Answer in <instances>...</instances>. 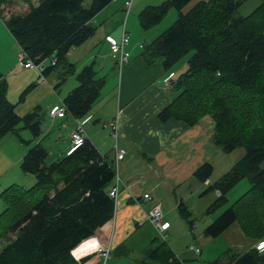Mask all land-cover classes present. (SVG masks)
Segmentation results:
<instances>
[{
  "label": "trees",
  "instance_id": "trees-1",
  "mask_svg": "<svg viewBox=\"0 0 264 264\" xmlns=\"http://www.w3.org/2000/svg\"><path fill=\"white\" fill-rule=\"evenodd\" d=\"M8 1L0 0V13ZM25 1L27 12L6 17L1 13V20L26 58L44 65L41 76L57 68L75 74L77 85L61 99V105L67 116L82 118L99 97L105 78L97 76L92 63L75 73L67 55L95 34L91 21L112 0H89L88 5L86 0H37L36 5ZM260 1L245 16L238 12L245 0H200L185 12L190 0H162L138 13L139 24L146 30L170 9L178 11L168 28L142 45L141 54L148 64L160 58L167 69L193 52L186 70L173 82L177 95L159 110V120L174 118L194 124L210 115L215 122L213 139L224 153L239 145L245 149L244 155L204 190L218 192L207 208L213 212L227 202V192L238 182L246 178L249 183L234 205L205 226L204 235L212 238L235 221L246 236L264 238V0ZM46 59H50L48 65L43 64ZM18 125L35 137L41 135L36 111L19 116L15 104L8 101L7 82L0 72V140L16 134ZM47 154L39 142L25 151L20 168L34 176V184L29 188L12 184L0 194L5 204L0 214V241H8L0 250V264H83L89 256L76 259L73 250L113 219L116 200L109 188L114 164L89 138L55 161L47 163ZM212 171V164L204 162L194 176L203 182ZM176 208L192 225L182 200ZM135 264L185 262L165 239L154 237ZM212 264H264V253L255 247L236 252L228 248Z\"/></svg>",
  "mask_w": 264,
  "mask_h": 264
},
{
  "label": "crops",
  "instance_id": "crops-1",
  "mask_svg": "<svg viewBox=\"0 0 264 264\" xmlns=\"http://www.w3.org/2000/svg\"><path fill=\"white\" fill-rule=\"evenodd\" d=\"M125 1L112 0L106 7L100 10L91 21L96 27L95 34L80 46L71 48L67 55L68 61L76 69L75 73L90 61L96 67L97 76H99L98 68L107 71L115 95V101H113L112 95L109 103V109L111 110L113 108L112 114L103 116V108L98 109L94 105L97 98L90 108L91 112L89 115L80 118L83 123L82 128L85 137L89 138L98 151L105 156V159L112 164L116 162L115 145L125 149L123 159L118 161L120 183L113 219L108 224L99 228L93 235L80 242L72 252L76 259L89 256L83 264H102L101 258L96 253L97 248L100 246L111 244L114 251L120 246H127L128 248L127 242L130 238L131 243L138 242L139 239H146L148 236L143 231L144 225L149 222L148 215L151 210L158 205L161 209L163 219L169 223L168 228L163 232L164 237L167 234L171 238L173 237V233H176V230H185L186 226L182 222L174 220L169 215L172 213L174 201H176L177 205V201L181 199L175 196V191L172 187L173 185L181 184L189 180L192 176L199 181L194 176V172L202 163L208 162L206 159L208 157V151L212 146L216 145L223 152L222 148L213 139L215 122L210 115H205L194 124H189L183 120L174 118L160 121L157 117L159 110L169 105L177 95V92L173 89V82L179 74H176L174 71L175 64L165 69L160 58L148 64L141 54L142 45L147 43L145 42L136 46V42L132 41L136 37V34H143L144 36L145 34L149 35V32H153L151 29L147 33L138 31L140 25L138 13L146 5L156 0H131L129 10H127ZM256 2L257 4L246 12L247 14L261 3L260 0ZM243 3L239 6V14L245 16L247 14L240 11ZM32 4L36 5L37 0L36 2L33 1ZM3 6H1L2 15L4 12ZM123 11H125V14ZM6 16L8 15L4 17ZM122 30L128 36L126 49L130 53V58L122 69L119 70L120 76L118 84L117 87H114V78L116 76L114 67L116 64L111 57L105 37L111 36L115 40H119ZM100 46L101 48H99ZM103 47L105 51H102V54H100ZM76 50H80L79 53H82L81 56H83L79 63H77L78 60L73 55ZM84 57H87L89 61L84 59ZM79 66L80 68H78ZM17 69L22 68L17 67ZM40 77L38 76V80L43 81L44 77ZM73 84L75 82L71 83L67 89L72 87ZM51 87L55 89V85H51ZM56 97L50 108L54 105H61V99L64 97V94L59 92L56 94ZM8 101L10 102L9 99ZM113 114L115 115L112 116ZM47 116L49 121L56 123L60 121L61 124L65 125V128L67 127L66 122L68 123V120H71L64 119L67 115L51 118L47 113ZM72 120L69 123L70 133L66 135L70 139L75 126V118H72ZM114 123L117 125V137L115 138L112 134L114 147L104 152L105 148L101 144L103 142L102 137L104 136L103 129L107 127L112 133V125ZM62 134V131L58 130L56 133H51V136L54 135L59 140ZM68 145H70L69 149L67 147ZM67 146V151H62L65 155L72 149L71 142ZM22 155L21 153L14 160L13 166H19ZM209 179L210 177L201 182L206 184V189L213 183L209 182ZM161 189L166 190L165 193H161ZM145 192L150 194V199H144L142 197ZM158 192L160 195L157 194ZM213 192L216 193V198L218 192ZM206 196L209 195L206 194ZM215 198H212L213 200L210 203ZM191 216L192 213L190 212L189 219H191ZM156 233L159 234L157 231ZM169 233L171 234L169 235ZM220 235L225 236L228 243L226 245L229 248L230 246L238 247L239 251L254 248L259 241L264 240V238L260 239L246 236L236 221L228 226ZM167 236L166 239L168 238ZM149 240L150 238L147 240V243ZM257 250L263 251V247ZM201 252L200 249L198 253L201 255ZM122 261L120 259L112 264H120ZM106 264H108V261Z\"/></svg>",
  "mask_w": 264,
  "mask_h": 264
},
{
  "label": "rangeland",
  "instance_id": "rangeland-1",
  "mask_svg": "<svg viewBox=\"0 0 264 264\" xmlns=\"http://www.w3.org/2000/svg\"><path fill=\"white\" fill-rule=\"evenodd\" d=\"M33 1L36 2V0H30V3H32ZM161 1L162 0H156L149 5H156ZM197 1L199 0H190V2L183 9V12L187 11ZM256 1L257 0H245V2L243 3L244 6L242 5L243 7H240V11L242 13L248 12L257 4ZM88 2L89 0H86L85 4L88 5ZM28 9V2H26L25 0H9L3 6V15L5 16L10 13L23 14L27 12ZM127 10H129L128 7ZM123 12L125 14V11ZM177 16L178 11L176 9H170L167 14L152 27L144 30L139 25L138 31H141V33H147L148 31H150V29L153 32H149V35L145 34L144 36L143 34H136V37L132 39V41L136 42V46H139V44H143L145 42L149 43L152 39H154L166 28H168L175 21ZM99 48H101V46ZM18 51V44L8 32L3 21L0 19V72L3 73L7 82V97L10 102L15 104V110L19 116H23L27 113H33L36 111L41 120L42 127V135L35 137L30 133L29 129L22 127V125H18L16 134H7L0 140V194L4 190V188L12 184H16L25 188H29L34 184V176H32V174L22 172L20 164L19 166L15 167L13 166V163L21 153L24 154L25 151L36 144V142H39L47 149V163L60 158L62 154H64L62 151H65L67 147L68 149L70 148V145L67 146V144L71 142V139L67 138L66 135L70 133L69 123L73 121L72 117L66 116L64 118L65 120L71 119L68 120V123L66 122L67 127L65 128V125L61 124L60 121H58L57 123L54 121H49L47 113L48 109L53 104V100L57 98V93H63L65 96V94L77 84L75 74H66L63 68H57L49 73L46 77H44L43 81L38 80V76H41V70L36 66L25 68L21 64H19L17 58ZM79 51L80 50H76V52L73 54L78 60L77 63H79L83 58V56H81L82 53H79ZM102 51H105L104 47L101 50L100 54H102ZM192 53L193 52L187 53L174 65V71L176 72V74H180L181 72L186 70L187 59L191 56ZM84 59L89 61L87 57H84ZM91 62L92 61H90L89 63ZM49 63L50 59H46L43 64L48 65ZM93 66L96 70L95 65ZM17 67H21L22 69H17ZM78 68H80V66ZM114 70L116 71V76L114 78V87H117L120 71L116 66L114 67ZM98 75L105 76V84L94 105H96L98 109L103 108L102 113L103 116H105L113 113V108L111 110L109 109V103L112 95L113 101H115V95L112 89L113 87L111 85L110 76L108 75L107 71L100 70L98 68ZM74 82L75 84L67 89L71 85V83ZM51 85H55V89L54 87H51ZM23 91H25V93L23 94L22 99H20V95ZM90 112L91 110L86 115H89ZM114 115L115 114H113L112 116ZM58 130H61L63 133L59 140L56 136H51V133H56L58 132ZM103 131L104 136L102 137L103 142L101 144L103 148H105L104 152H107L114 147V138L107 127L104 128ZM20 139H23L24 141H21ZM244 152L245 149L243 145L237 146V148L229 153L222 152L216 145L212 146L208 151V157L206 159V161L210 162L214 168L209 182H214L217 178H219L221 174L228 171L232 164H234L244 155ZM205 187L206 184L197 181L193 176L189 180H186L181 184L173 185L172 187V189H174L175 191V196L177 198H181L180 200L184 202L188 210H190V212L192 213L190 219L193 221L192 225H190L188 223V220L183 218L178 213V210L176 209V201H174L172 213L169 215L174 220L182 222L183 225L186 226L185 230L180 229L176 230V233L172 232L173 237L171 238L166 234V236L170 238L166 239V236L163 237L162 235L156 233V229L149 221L146 225H144L143 228L144 233L148 237L146 239H139L138 242L135 243H131L130 238V240L127 242L128 248L127 246H120L116 251L110 252V259L108 260V264H112L120 259L123 260L120 264H135L142 257L144 249L147 247L150 240L154 237L158 238L159 241H162V239L165 238L173 251L181 260L185 262V264H212L214 258H216V256L220 252L223 253L224 251H226V248H229V246L226 245L228 243L224 235H219L216 238H212L204 235L203 230L205 226L224 209L235 204L240 195L245 193V191L248 189L249 183L246 178H243L240 182H238L231 190L227 192V202L217 207L213 212H207V208L210 205V201L215 198L216 193L213 191L204 192V190H206ZM165 191L166 190L161 189V193H165ZM157 194L160 195L159 192ZM206 194H208L209 196H206ZM4 207L5 204L0 198V214L2 213ZM166 208L168 207L166 206ZM237 224L241 229V226L238 222ZM170 234L171 233H169V235ZM149 238L150 240L147 243V240ZM7 244L8 241L3 238L0 241V250ZM190 245L201 249V255L191 250L189 248ZM229 249H231V251L233 252L239 251L238 247L230 246ZM259 252L264 253V247L263 251L259 250ZM119 253L123 255L119 256Z\"/></svg>",
  "mask_w": 264,
  "mask_h": 264
},
{
  "label": "built area",
  "instance_id": "built-area-1",
  "mask_svg": "<svg viewBox=\"0 0 264 264\" xmlns=\"http://www.w3.org/2000/svg\"><path fill=\"white\" fill-rule=\"evenodd\" d=\"M131 3V0H126L125 5L129 8ZM105 40L108 43L110 54L112 59L115 61L116 66L119 70L122 69V67L128 62L130 58V53L126 49V45L128 43V36L122 30V34L119 40H115L111 36H106ZM18 62L25 68H31L33 66H36L39 69H42L43 67L40 65H36L30 60L29 58H26L25 53L20 50L17 54ZM49 116L51 118L55 117H64L66 115L65 107L62 105H54L49 109L48 112ZM83 123L80 118H75V126L71 133V144L72 149L69 151L71 152L73 149L78 147L82 141L85 138V134L83 131ZM112 134L116 138L117 137V125L114 123L112 125ZM68 152V153H69ZM115 153H116V162L114 164L115 169V176L114 180L109 188V194L117 200L118 192H119V183H120V176L118 174V161L123 159L125 155V149L122 147H119L118 145H115ZM142 197L144 199H150V194L148 192L143 193ZM148 219L151 224H153V227H155L156 231L164 237V231L168 228L169 223L165 221L162 217L161 209L159 208V205L154 207L150 214L148 215ZM261 245H264V240H261L257 243L256 247L257 249L262 248ZM190 249L194 250L196 253L200 252V249L197 247H194L191 245L189 247ZM112 251L111 244H106L104 246H100L97 248V254L101 258L102 264H106L107 261L110 259V252Z\"/></svg>",
  "mask_w": 264,
  "mask_h": 264
},
{
  "label": "snow or ice",
  "instance_id": "snow-or-ice-1",
  "mask_svg": "<svg viewBox=\"0 0 264 264\" xmlns=\"http://www.w3.org/2000/svg\"><path fill=\"white\" fill-rule=\"evenodd\" d=\"M261 247H264V245H261Z\"/></svg>",
  "mask_w": 264,
  "mask_h": 264
},
{
  "label": "water",
  "instance_id": "water-1",
  "mask_svg": "<svg viewBox=\"0 0 264 264\" xmlns=\"http://www.w3.org/2000/svg\"><path fill=\"white\" fill-rule=\"evenodd\" d=\"M42 67L44 66V65H41Z\"/></svg>",
  "mask_w": 264,
  "mask_h": 264
}]
</instances>
